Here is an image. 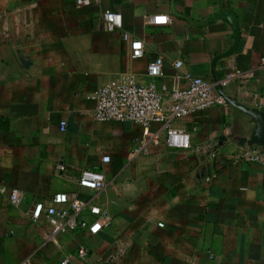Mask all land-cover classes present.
Returning <instances> with one entry per match:
<instances>
[{
	"label": "crops",
	"instance_id": "obj_1",
	"mask_svg": "<svg viewBox=\"0 0 264 264\" xmlns=\"http://www.w3.org/2000/svg\"><path fill=\"white\" fill-rule=\"evenodd\" d=\"M106 10L121 15V30L106 29ZM223 10L237 18L239 44L217 62L215 75L219 81L228 73L244 76L246 95L238 80L224 92L247 106L258 96L264 109V0H99L85 7L75 0H0V182L24 194L19 206L0 195V264L26 258L60 264L63 255L69 264L261 261L264 168L234 161L235 139L253 125L248 118L215 106L175 121L188 135L186 150L143 146L141 127L93 120L95 95L112 80L153 81L170 90L185 88L178 76L186 73L208 80L211 60L233 44V29L225 20L204 26L187 20L205 23ZM124 34L142 43L140 57H132ZM158 57L162 76L147 78V65ZM221 137V146L212 144ZM102 156L110 162L103 164ZM84 169L104 177L95 203L109 225L59 235L53 243L50 226L44 218L32 222L30 211L37 202L50 205L58 193L87 199L91 193L77 185ZM81 247L85 262L77 257Z\"/></svg>",
	"mask_w": 264,
	"mask_h": 264
},
{
	"label": "built area",
	"instance_id": "obj_2",
	"mask_svg": "<svg viewBox=\"0 0 264 264\" xmlns=\"http://www.w3.org/2000/svg\"><path fill=\"white\" fill-rule=\"evenodd\" d=\"M77 7L97 4L99 0H75ZM102 20L108 31L121 30V15L106 10L102 13ZM130 48L133 58L142 54V43L133 40L128 34L123 35ZM139 45V47H136ZM163 61L161 58L149 63L146 68V77L150 79L162 76ZM182 61L177 60L173 64L175 70L182 67ZM259 69L264 73V57L260 59ZM185 83V88L180 90H170L165 84L156 85L151 81L147 84H136L128 79H116L103 85L94 98L93 120L96 122H128L141 127V145L147 142L154 146L160 144L173 150H186L189 148L188 135L174 125L175 121L183 120L189 115L208 110L215 106H224L225 102L215 91V84L186 73L178 76ZM238 80L239 89L243 95L246 91V78L238 73H228L218 84L223 88L229 82ZM263 100L254 96L250 100V106L260 109ZM152 126H156L154 131ZM61 132L66 130V122L59 123ZM142 148V147H141ZM136 149L135 152H139ZM235 162L252 163L264 168V155L240 149L234 155ZM101 162H110L109 156H102ZM56 172L61 176H66V171L62 165L56 166ZM77 185L80 189L88 191L91 195L87 199H81L77 195L68 196L66 194H55L51 198V203L44 206L41 202L33 205L30 211V220L37 222L44 218L51 228L48 240L56 243L55 238L78 230H87L95 226L102 229L109 225L107 213L96 205L95 200L105 189V180L97 169L81 170L77 177ZM0 195H6L9 203L19 206L24 199V194L20 190L7 188L0 182ZM158 226H162L158 224ZM87 249L81 247L77 251V257L85 262ZM18 264H31L30 258L20 261ZM60 264H69L67 256L62 257Z\"/></svg>",
	"mask_w": 264,
	"mask_h": 264
},
{
	"label": "water",
	"instance_id": "obj_3",
	"mask_svg": "<svg viewBox=\"0 0 264 264\" xmlns=\"http://www.w3.org/2000/svg\"><path fill=\"white\" fill-rule=\"evenodd\" d=\"M216 20H225L231 25L234 34V41L233 44L226 51L216 55L211 60V77L208 79V81L215 84V91L217 95L224 100L226 106L232 108L234 111L239 112L240 114L248 118L249 122L253 124L246 136L242 138L237 137L235 139L236 141L233 139V137H231V140H234L236 142L238 149H247L264 155V109H255L251 106H247L239 102L236 98H232L227 95L224 92L223 88L218 84L219 80L215 75V66L217 62L222 59L231 57L236 52L239 44V26L235 14L231 11L223 10L221 13L210 18L205 23L199 24L190 20L187 21L194 26H204ZM224 141L225 138H216L212 142V144L216 143L217 147H219ZM258 264H264V256Z\"/></svg>",
	"mask_w": 264,
	"mask_h": 264
},
{
	"label": "snow or ice",
	"instance_id": "obj_4",
	"mask_svg": "<svg viewBox=\"0 0 264 264\" xmlns=\"http://www.w3.org/2000/svg\"><path fill=\"white\" fill-rule=\"evenodd\" d=\"M136 47H139V45H136Z\"/></svg>",
	"mask_w": 264,
	"mask_h": 264
}]
</instances>
